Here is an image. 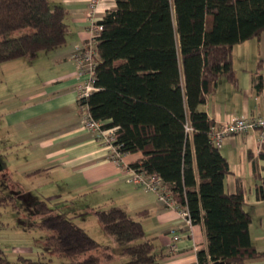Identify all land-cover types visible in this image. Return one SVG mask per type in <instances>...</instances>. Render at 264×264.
<instances>
[{
	"label": "trees",
	"instance_id": "trees-1",
	"mask_svg": "<svg viewBox=\"0 0 264 264\" xmlns=\"http://www.w3.org/2000/svg\"><path fill=\"white\" fill-rule=\"evenodd\" d=\"M98 21L96 86L78 99L90 116L113 128L123 154L141 153L129 167L161 177L191 223L204 226L207 250L199 264H242L260 258L250 236L251 215L243 193H228L227 158L211 138L217 126L202 109L220 78L235 83L233 46L264 30V0H115ZM66 8L50 0H0V63L63 47L69 25ZM262 79L256 87L260 89ZM186 126L191 131H186ZM258 156L264 159V142ZM197 170V176L194 169ZM264 200V180L257 185ZM17 198L0 191V207ZM50 255L99 264L115 254L101 245L57 203H35ZM102 230L113 236L122 264H158L165 256L147 236L140 218L111 205L92 208ZM1 215V210H0ZM4 224L0 222V230ZM51 257L49 258V260ZM0 264H48L44 252L10 260L0 248Z\"/></svg>",
	"mask_w": 264,
	"mask_h": 264
},
{
	"label": "crops",
	"instance_id": "crops-1",
	"mask_svg": "<svg viewBox=\"0 0 264 264\" xmlns=\"http://www.w3.org/2000/svg\"><path fill=\"white\" fill-rule=\"evenodd\" d=\"M50 2L66 8V44L46 53L41 61L0 63L1 83L7 87L0 92V185L4 192L17 194L40 189L51 204L63 205L62 211L81 228L93 207L117 205L131 214L144 211L142 226L165 254L158 264H199L197 252L207 250L204 226L187 225L154 193L127 181L124 168L140 158V152L124 154L122 163L116 164L94 132L81 127L84 110L78 104L71 55L76 45L90 37L85 17L88 0ZM115 5V0H102L96 16L102 18ZM232 53L236 82L220 78L216 91L202 105L217 127L232 115L264 116V30L235 44ZM219 150L228 161L225 190L242 191L251 215L252 242L264 252V200L257 195V185L264 180V159L258 156L257 138L252 132L229 135ZM60 195L65 198L59 199ZM173 231L179 235L176 240ZM12 251L32 253L33 249ZM242 264H264V256Z\"/></svg>",
	"mask_w": 264,
	"mask_h": 264
},
{
	"label": "built area",
	"instance_id": "built-area-1",
	"mask_svg": "<svg viewBox=\"0 0 264 264\" xmlns=\"http://www.w3.org/2000/svg\"><path fill=\"white\" fill-rule=\"evenodd\" d=\"M101 1L102 0H88L85 17L88 22L87 27L90 37L85 43L76 45L71 55L75 63V77L77 80L75 89L77 99L86 98L97 89L95 75L96 67L99 62L97 36L102 29V25L98 23L101 18L99 19L96 16V11ZM81 108L84 110L81 127L93 131L96 140L108 147L110 153L109 159L116 164H121L124 154L120 152L119 145L115 143L114 129L103 128L101 121H96L90 116L86 106H81ZM186 131L190 132L191 128L186 126ZM245 132H252L256 136L258 144L261 147L264 142V116L249 118L247 116L232 115L229 120L220 127L213 129L211 138L219 148L224 137ZM124 171L127 175L128 182L140 187L144 191L154 193L158 201L162 203L165 208L176 210L180 219L189 226L192 224L188 209L186 207H179L171 191L164 185L160 176L145 174L129 166H126ZM172 238L176 240L179 238V235L173 231Z\"/></svg>",
	"mask_w": 264,
	"mask_h": 264
},
{
	"label": "rangeland",
	"instance_id": "rangeland-1",
	"mask_svg": "<svg viewBox=\"0 0 264 264\" xmlns=\"http://www.w3.org/2000/svg\"><path fill=\"white\" fill-rule=\"evenodd\" d=\"M52 3V2H51ZM54 3H52L53 5ZM49 52V51H48ZM40 52L35 60L41 61L47 58L46 53ZM11 61H29L27 58H20L18 60ZM7 87L0 78V92H6ZM45 181L50 180L49 177H43ZM24 180L23 182H25ZM1 192H4V188L0 185ZM31 191V190H29ZM16 196L18 200L17 207L11 205H5L0 207L1 215L0 222L4 224V228L0 230V248L4 250L7 257L10 260H15L18 255H22L27 258H38L39 253L44 252V260H47L48 264H76V260L58 255H50L48 249L44 245L45 232L39 228H36L30 223L38 221L40 216L37 214L35 203L39 200H47L50 202L48 195H44L40 189L37 191L24 192V193H9ZM68 195V194H67ZM65 198V195H60L59 199ZM58 210L62 211L64 206H57ZM94 208V207H93ZM77 225L80 223L76 222ZM83 229L94 239H96L101 245H108L112 247V251L115 256L110 260H102L99 264H122L125 258L119 254L120 248L116 245L113 236L106 234L97 219V216L92 212L87 215L85 219ZM27 246L33 249L32 253L23 251L21 253H14V248L24 249ZM38 251V254H37ZM51 259L49 260V258Z\"/></svg>",
	"mask_w": 264,
	"mask_h": 264
}]
</instances>
